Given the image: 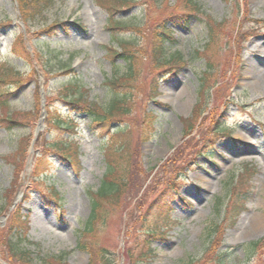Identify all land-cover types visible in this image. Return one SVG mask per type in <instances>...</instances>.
<instances>
[{"label": "rangeland", "instance_id": "374dc122", "mask_svg": "<svg viewBox=\"0 0 264 264\" xmlns=\"http://www.w3.org/2000/svg\"><path fill=\"white\" fill-rule=\"evenodd\" d=\"M130 1L134 8L123 3L118 7L123 12L115 15L108 11L110 4L118 6L112 0H46L39 13L28 10L23 0L22 8L16 0H0V91L5 93L0 118L7 116L16 123L0 120V264H137L130 255L145 246L143 222L148 212L156 213L150 211L151 203L166 180L182 168L188 175L183 198L191 206L173 204L172 219L160 232L164 239H153L155 258L147 264H199L214 226L223 219L215 210L220 200L223 213L228 202L225 184L246 163L259 171L248 183L249 211L234 228L225 230L223 225L220 250L228 253L227 264H264V251L249 263L240 247L264 239V0H198L207 26L199 21L185 31L170 24L178 42L169 45L167 56L180 53L184 63L173 61L161 69L151 58L153 35L168 15L190 12L192 6L188 0ZM114 21L130 25L117 36L135 43L130 50L139 66L137 81L131 85L136 105L122 122L126 133L113 134L118 125L112 123L92 133L86 116L68 113L57 99L67 98L61 94L63 87L78 80L88 101L104 107L108 98L104 81L124 66L110 59L109 47L120 50L108 29ZM59 22L67 23V31L48 34ZM140 29H144L142 41ZM177 65L184 66L178 79L166 78L161 96L148 98L160 73ZM66 69L74 73L62 74ZM179 82L188 90L181 98L175 96ZM55 110L71 116L75 131L52 127ZM144 113L152 115V123L157 121V129L147 138L136 126ZM217 124L232 128L233 136L222 140L206 159L203 146ZM102 131H109L104 142L99 138ZM119 141L130 142L138 161L128 193L121 202L101 207L92 234L84 233L93 194L106 174V160L117 157L112 152ZM20 151L25 153L23 172L16 193L7 196L15 180L12 162L20 159ZM62 153L70 155L71 164L62 160ZM120 164L124 167L125 162ZM156 185L150 202L143 201ZM19 191L25 197L14 207ZM17 215L27 218L24 247L29 257L12 255L4 247ZM161 218H150L149 223L158 225ZM79 244L93 253L79 250Z\"/></svg>", "mask_w": 264, "mask_h": 264}, {"label": "trees", "instance_id": "16d2710c", "mask_svg": "<svg viewBox=\"0 0 264 264\" xmlns=\"http://www.w3.org/2000/svg\"><path fill=\"white\" fill-rule=\"evenodd\" d=\"M22 0H19L20 7L22 8L21 2ZM24 4L26 5L28 10L34 9L39 13L38 11L41 10V8L45 7L48 2L46 0H23ZM113 2L117 3L118 5L121 4L122 0H113ZM186 4L190 6H194L192 8V11L190 12H180L179 14H170L168 15V18L161 21V24L158 28V30L154 33V41H153V49L151 53L152 60L158 63V69H161V67H165L168 64L172 63L173 61H178L180 63L182 62V57L180 55L178 56H167V45L170 43H174L175 40V34L171 28L167 26L166 21H168L170 24L174 26H181V27H187L191 23V20L193 19L194 15L202 14L201 9L197 4H195V0H188L186 1ZM108 11L112 14L116 13L115 6H110L108 8ZM111 23L108 27V29L113 34V40L118 38L117 32L120 30H127L129 29L130 25H126L125 23L121 24L120 22ZM54 28L48 30V34L56 33L58 31H67V26L65 23H58L53 26ZM162 27V28H161ZM212 31V29H211ZM144 33V29H140V34L142 37ZM153 38V37H152ZM119 46L121 47V52L114 50L113 48H109L110 52V59L113 64H117L120 61L124 64V66H120L116 71L112 74L111 78H107L104 82V86L108 88V98L107 102L104 105V107L98 106L94 102L88 101L86 95V90L82 86V84L79 83L78 80L70 81V84H67L63 87L61 94L63 96H66L67 98H59L58 101H61L64 103V105L67 107L69 112H77V113H85L91 116L92 120V129L98 130L99 126H102L104 123H109L108 126L112 123H118V128L113 131V134H120V133H126L127 128L122 122H124V117L131 116V108L134 102V97L136 94V91L131 86L137 81V76L139 72V66L137 62L135 61L134 57L135 54L131 52V46H133L134 42H125L124 40L120 39V42H118ZM119 61V62H118ZM177 62V63H178ZM176 63V62H175ZM176 63V64H177ZM175 68L179 69L181 66L177 65L174 66ZM181 69V68H180ZM155 70V69H154ZM74 72L72 69H66L64 75H72ZM165 71H162L160 73L164 74ZM157 79V78H155ZM200 81L202 82V85H204V79L200 78ZM3 83L2 78H0V84ZM5 86V84H4ZM159 86L160 83L157 80H154L153 86L151 88L150 95L147 96L148 98L152 99L156 96H158L159 93ZM4 92L2 93L0 91V105H3L4 102ZM55 101V100H54ZM54 103V102H53ZM136 105V104H134ZM54 106V105H53ZM52 109V108H51ZM57 115H55L52 119L50 117V121L52 122L51 125L53 128L58 130H64V131H72L74 129L73 120L70 116H62L61 113L57 110H55ZM1 121L7 122V123H14L13 119H10L7 116H4L0 118ZM134 120L130 123H133ZM129 123V124H130ZM16 124V123H14ZM132 126V125H130ZM137 129L140 131V136L142 138H147L151 130H155V123L153 121L152 123V115L144 113L142 116V119L136 124ZM189 127L193 129L192 123H189ZM188 127V128H189ZM12 129V128H11ZM109 135L106 131H102L99 133V137L101 139H104ZM212 135V133H211ZM152 136V132H151ZM153 137V136H152ZM211 136L209 137V140L205 143V145L212 143ZM116 142V141H115ZM114 142V143H115ZM120 142V141H119ZM117 142V145L114 147L115 151L112 152L113 156H117L116 158H110L106 160L107 162V171L104 175L101 184L99 188L94 192V198L92 199V214L86 224L85 232L84 233H91L92 230H94L95 225L97 221L99 220V212L101 210V207L104 205H108L110 203H118L121 202L120 200L123 199L125 193H128L130 176L131 173L135 170V166L137 161L136 154L132 151V149L129 146L130 142ZM107 147V146H106ZM106 149H110V147H107ZM205 149V146H203V151ZM106 150V152L108 151ZM24 152H19L18 156L20 155V159L17 161H20L23 163L24 158ZM66 160L71 159L70 155L65 154ZM17 156V157H18ZM125 162L124 167L120 164V162ZM173 164V163H172ZM171 164V165H172ZM184 173V168L180 169L179 172H177L175 175L169 177V180L166 181V187L162 191V193L157 197L156 201L151 203L150 211L153 212L156 211L154 216L148 212L147 218L144 219L143 225L146 223L147 230H145L144 235L147 237L145 239V246H143L142 250L137 252L135 251L130 256L132 260H135L137 264H147L149 261L153 260L155 255L154 251L152 249L153 239H162L164 238L163 235H161L160 232H164L167 228L166 221L169 219V209H170V203L175 197L177 191L179 190L180 186L182 185L181 179L182 175ZM256 174V168L246 167L243 172L241 173L240 177L235 180L232 179L229 183L228 187V202L226 206L224 207L223 211V219L220 224H216L213 228V239L210 241V245L206 251V254L204 258L199 262V264H227L226 258L228 257V253H224L220 250L223 244V234L224 231L227 228H234L241 217V215L247 211V204L249 202L250 198V189L248 187V183L252 179V177ZM19 175V174H18ZM16 175V177H18ZM128 176V177H127ZM159 183V182H158ZM160 184V183H159ZM13 188V187H12ZM15 190V186L13 189H11L9 192H7V196L12 195L13 191ZM158 186H153L150 188L144 196H142L143 201L150 202V199L153 198V196L157 193ZM129 194L125 196L128 197ZM128 199V198H126ZM221 201L219 200L218 206L216 208L217 215H221V209H220ZM161 218V221L158 222V225L156 223L151 224L149 223L150 218L154 221H158ZM27 219L24 216L18 217L17 215V221L14 222V226H12L11 230L8 232L9 239L6 238V242L4 247L8 249L12 255L16 256H23V257H29L30 253L27 251L24 247V244L27 242L24 240V237H26V233L28 231V227H26L24 220ZM151 221V220H150ZM225 224V230L223 228V225ZM150 229V230H149ZM144 230V228H143ZM143 232V231H142ZM11 235V236H10ZM141 246V247H142ZM137 247H139V244H137ZM245 250L247 261L252 262L255 260H259V255L263 253L264 251V239H259L257 241L250 242L246 245L240 246ZM79 250H85L92 252V250L88 249V246L85 244H79L78 245ZM140 249V248H139ZM134 254V255H133ZM98 259V258H97ZM49 261V260H48ZM45 261H42L41 264H45ZM132 264V263H131Z\"/></svg>", "mask_w": 264, "mask_h": 264}, {"label": "bare ground", "instance_id": "6f19581e", "mask_svg": "<svg viewBox=\"0 0 264 264\" xmlns=\"http://www.w3.org/2000/svg\"><path fill=\"white\" fill-rule=\"evenodd\" d=\"M247 19H248V18L245 17V20H247ZM187 91H188V90H186L185 87H183L180 91L177 92V94H175V96H176L177 98L184 97V96H186ZM12 164H13L14 167H15V180H14V182H13V188H14V186H15V190L13 191V193H16V191H17V189H18V185H19V182H18V180H17L18 177H16V175H18L20 172H23V165H22L21 160H20V161H13ZM31 172H32V170H31ZM25 178H26V177H25ZM13 188H12V189H13ZM24 195H25V193H23V192H19V193L15 196V199H14V206H17V207H18V206L23 202V200H24Z\"/></svg>", "mask_w": 264, "mask_h": 264}]
</instances>
